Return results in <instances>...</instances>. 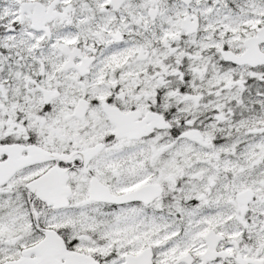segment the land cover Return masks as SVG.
<instances>
[{
  "label": "snow or ice",
  "instance_id": "snow-or-ice-1",
  "mask_svg": "<svg viewBox=\"0 0 264 264\" xmlns=\"http://www.w3.org/2000/svg\"><path fill=\"white\" fill-rule=\"evenodd\" d=\"M0 264H264V0H0Z\"/></svg>",
  "mask_w": 264,
  "mask_h": 264
}]
</instances>
